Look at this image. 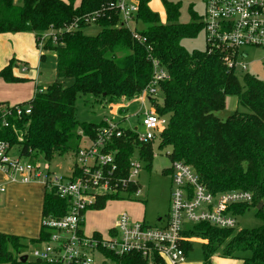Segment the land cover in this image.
I'll return each mask as SVG.
<instances>
[{
    "label": "trees",
    "instance_id": "trees-1",
    "mask_svg": "<svg viewBox=\"0 0 264 264\" xmlns=\"http://www.w3.org/2000/svg\"><path fill=\"white\" fill-rule=\"evenodd\" d=\"M113 0H0V33H33L37 47L53 52L56 58V80L38 87L33 99L21 105H32L30 114L21 118L8 117L2 125L3 108L0 102V141L19 147L20 155H35L49 163L56 156L75 153L97 137L107 124L83 122L77 117L79 96L93 95L114 105L132 102L152 79V56L161 62L169 78L161 81L157 96L150 98L157 112L167 124L156 140L140 142L130 128H122L123 136L110 142L108 150L116 153L121 173L129 172L133 157H138L145 169H152L155 157L153 144L168 148L171 163L182 161L190 165L200 180L214 194L228 190L251 192V203L236 207L238 214L250 207L263 224L255 228H220L209 223L194 225L189 234L207 239L203 243L205 262L218 250L225 256L249 252L243 264H264V81L247 72L229 69L220 52L188 50L182 40L196 37L204 30L202 17L192 15V22H179L180 5L166 3V22L150 8V0H141L138 22L147 24L140 33L147 44L134 38L124 26H117L118 16L106 13L96 23L101 30L96 35L86 32L92 24L84 16L102 8ZM14 59L0 70L8 82L26 80L13 73ZM72 79L64 85L63 79ZM236 96L237 109L226 119L217 113L226 108V99ZM171 174V167L166 169ZM136 185L130 190L136 189ZM105 195L91 209L101 210L110 199ZM66 199L56 190L48 189L43 204V218L62 217L68 211ZM50 231L43 225L39 238H26L0 232V264H45L33 260L23 262L28 244L49 239ZM99 236V235H97ZM188 256L193 242L184 243ZM109 256L117 264H148L139 254ZM163 263V261H159Z\"/></svg>",
    "mask_w": 264,
    "mask_h": 264
},
{
    "label": "built area",
    "instance_id": "built-area-1",
    "mask_svg": "<svg viewBox=\"0 0 264 264\" xmlns=\"http://www.w3.org/2000/svg\"><path fill=\"white\" fill-rule=\"evenodd\" d=\"M204 2L205 49L209 53L220 52L229 69L247 73L245 48L264 49V0ZM140 4L141 0H113L86 14L85 23L96 24L106 13H114L119 18L117 26L128 28L135 39L147 44V38L138 29ZM147 50L153 66L152 79L135 99L141 104L142 129L127 127L144 143L156 140L167 124L166 118L148 102L151 97L157 96L159 83L169 78L161 62L152 56L153 48L147 45ZM31 111V104L6 106L3 108L2 125L8 126L10 116L21 118ZM118 125L108 122L101 127L97 137L76 152L75 162L66 177L56 174L50 164L35 156L26 158L19 154L13 157L10 144L0 141V170L9 182H41L47 190L54 188L69 205L62 217L42 219V225L51 233L47 241L33 248L35 260L45 264H107V261L117 264L109 254L122 256L132 253L142 256L148 264H181L187 259L184 243L196 240L189 234L194 225L205 222L220 228L237 227L236 207L251 203L252 193L228 190L214 194L190 165L175 161L171 165L173 190L165 223L153 227L144 220H133L127 212H123L106 234L87 233L86 213L100 197L137 195L142 191L137 180L144 168L142 161L133 157L128 174L123 176L116 153L108 150L110 142L124 134L123 127ZM133 185L137 188L131 191ZM4 191L6 186L0 184V192ZM96 254L103 258L99 260Z\"/></svg>",
    "mask_w": 264,
    "mask_h": 264
},
{
    "label": "rangeland",
    "instance_id": "rangeland-1",
    "mask_svg": "<svg viewBox=\"0 0 264 264\" xmlns=\"http://www.w3.org/2000/svg\"><path fill=\"white\" fill-rule=\"evenodd\" d=\"M166 3H178L180 5V18L179 22L187 24L192 22V15L197 14L199 17H203L206 11V5L204 0H150V8L159 14L161 21L166 22L167 9ZM148 27L147 24L138 22V29L143 30ZM101 30V27L97 24H92L87 27L86 32L91 35H96ZM26 34V33H22ZM36 43V42H35ZM31 45V41L24 40L18 45L12 35L0 36V51L8 50L10 58L14 59L15 64L13 66V73L16 76H23L26 80L17 82H8L0 76V101L7 102L10 105L23 104L29 102L33 98L35 91V80H32L29 75L31 71L37 68L41 69L43 76H41V82L45 88L56 80V58L55 54L51 51L45 53V57L42 58L43 50L37 47V44ZM182 44L190 51L204 50L206 46L205 31L201 30L196 37H187L182 40ZM2 51V53L4 52ZM247 53L246 62L248 64L247 72L257 76L264 81V49L247 47L245 48ZM1 53V52H0ZM1 57V55H0ZM4 58V56H3ZM4 61V60H3ZM0 62V65L3 63ZM5 64H2L3 67ZM26 69V71H24ZM244 74L238 73V76ZM25 75H28L26 77ZM64 85H71L73 80L66 78L62 80ZM122 107L119 104H108L105 101L97 100L93 95L79 96L76 101L77 117L83 122L104 123L113 122L118 123V126L123 128L138 127L142 129L141 125V113H139L141 104L136 101L121 102ZM150 105V102H148ZM128 106V107H127ZM112 107H115L112 111ZM127 108V109H126ZM237 109L241 112H248L245 107L238 105L236 96H229L226 99V108L219 111L217 115L221 119H226ZM155 157L153 161L152 169H145L141 171L137 180L141 187V193L137 195L121 194L117 199H110L106 202L103 209H91L85 216V229L87 233L99 231L102 234H106L107 228L117 222L119 216L123 212H127L133 220L146 221L149 225L155 227L167 221L172 195V178L166 169H169L172 165L168 156L169 149H160L157 146V142L153 144ZM11 155L13 157L20 154L19 147L17 145H10ZM35 156V155H34ZM44 163L50 164V168L56 173L62 176H69L70 166H73L76 158V153L71 151L64 156H56L50 163L47 160H43L41 157H37ZM1 174V171H0ZM2 175V174H1ZM45 191L47 188L43 184ZM44 191V189L42 188ZM2 196H0V200ZM27 196H20L18 202H20V209L25 203L29 202ZM1 205V202H0ZM15 211L19 209L16 207ZM256 208L250 207L244 213L237 214V229L242 228H255L263 224V220L257 216ZM20 219L21 213L17 214ZM161 218V220H159ZM25 223L16 220L12 226L14 228H23ZM12 228V229H14ZM196 238L193 241V250H191L184 263L181 264H203L205 262V255L203 250V243L207 244L208 240L201 238V236H194ZM37 247V244H28L25 248V254L28 255L29 261L35 260L32 256V250ZM249 252L236 254V257L225 256L222 250H218L211 257L212 264H243V257L249 256ZM100 260L103 257L96 254ZM113 262L107 261V264Z\"/></svg>",
    "mask_w": 264,
    "mask_h": 264
},
{
    "label": "crops",
    "instance_id": "crops-1",
    "mask_svg": "<svg viewBox=\"0 0 264 264\" xmlns=\"http://www.w3.org/2000/svg\"><path fill=\"white\" fill-rule=\"evenodd\" d=\"M22 33H26V34H22ZM2 34L12 35L14 40L17 41L18 45L21 44L24 40L31 41V45H34V43L36 42V38L33 33H27V32L0 33V36ZM3 50L1 49L0 51L1 52L0 62L4 60L2 64L6 65L10 62L11 58H10V53L8 52V50L5 49L4 52L2 53ZM2 64L0 65V70L5 66L4 65L3 67H1ZM25 76L28 77V75H25ZM41 76H43V73L38 66L37 68L32 70L31 74L29 75V77H31L32 80H35V91H34L33 97L35 96L38 87L39 88L44 87L43 85H41L42 84ZM237 103H238V100H237ZM114 108L115 107H113V110ZM1 174H0V184H4L6 186V191L0 192V196H2V199L0 200L1 202L0 232L14 234V235H18V236H22L26 238H39L40 233H41V227H42V219H43V204H44V199H45V194H46L43 183L41 182H30V183L9 182L6 179V176L4 175L2 171H1ZM42 188L44 189V191L42 190ZM21 195L27 196L29 198L28 200L29 202L21 206L23 207V209H20V202H18ZM16 207L19 209L18 212L15 211ZM19 212L21 213L20 219L17 216ZM16 220L18 221V223L20 222L25 223L23 228H18V227L14 228L12 226V224ZM115 223L109 226L107 230L113 227ZM94 232H99V231H94Z\"/></svg>",
    "mask_w": 264,
    "mask_h": 264
},
{
    "label": "water",
    "instance_id": "water-1",
    "mask_svg": "<svg viewBox=\"0 0 264 264\" xmlns=\"http://www.w3.org/2000/svg\"><path fill=\"white\" fill-rule=\"evenodd\" d=\"M28 259H29L28 255L25 254L22 260H23V262H26V261H28Z\"/></svg>",
    "mask_w": 264,
    "mask_h": 264
}]
</instances>
